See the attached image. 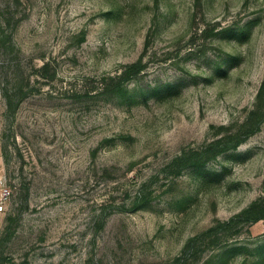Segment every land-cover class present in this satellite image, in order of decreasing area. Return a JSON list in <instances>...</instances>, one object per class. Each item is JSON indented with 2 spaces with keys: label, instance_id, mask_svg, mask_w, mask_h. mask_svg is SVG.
Returning a JSON list of instances; mask_svg holds the SVG:
<instances>
[{
  "label": "rangeland",
  "instance_id": "rangeland-1",
  "mask_svg": "<svg viewBox=\"0 0 264 264\" xmlns=\"http://www.w3.org/2000/svg\"><path fill=\"white\" fill-rule=\"evenodd\" d=\"M263 78L264 0H0V264H264Z\"/></svg>",
  "mask_w": 264,
  "mask_h": 264
},
{
  "label": "trees",
  "instance_id": "trees-1",
  "mask_svg": "<svg viewBox=\"0 0 264 264\" xmlns=\"http://www.w3.org/2000/svg\"><path fill=\"white\" fill-rule=\"evenodd\" d=\"M143 66L144 64L140 60L126 66L123 69L122 73L116 76V81L113 84L114 89L110 92L116 94H125L127 92V87L124 84L128 82L134 75L139 73L143 69ZM42 67L44 69H47L48 63H44ZM100 91L107 93L109 91L108 83L103 82L102 86L100 87ZM16 93L17 92L8 94L6 96L8 106L11 107L14 103V100L19 98L18 94ZM21 93L22 90L19 91V94ZM263 120L264 78L261 81V84L256 92L254 105L248 112L247 116L242 120L240 124H238V126L233 131H228L227 133H225L223 138L216 139L206 147L205 151L217 154L237 148L242 142H244L247 138H249L260 129ZM221 128H226V126L222 125ZM198 157L199 159L196 161V163H194V166H199L201 164L200 156L198 155ZM237 216H241L248 226L260 219H264V197H260L254 200L246 208L241 210L237 215L232 216L229 220L222 221V223L226 224L229 222H233L235 217ZM225 232V229H222V231L219 232V229L216 225H211L202 232L194 235V237H191L187 241L182 253L180 254L181 256H177L175 261L179 262L181 258H188L191 256L199 258L201 256L203 248L209 245H218V242L221 240V238L226 236Z\"/></svg>",
  "mask_w": 264,
  "mask_h": 264
},
{
  "label": "built area",
  "instance_id": "built-area-1",
  "mask_svg": "<svg viewBox=\"0 0 264 264\" xmlns=\"http://www.w3.org/2000/svg\"><path fill=\"white\" fill-rule=\"evenodd\" d=\"M10 194V190L8 187H4L1 191V197H0V212L4 210V203L6 202V199L8 198Z\"/></svg>",
  "mask_w": 264,
  "mask_h": 264
}]
</instances>
